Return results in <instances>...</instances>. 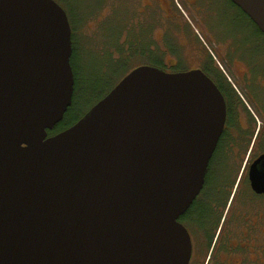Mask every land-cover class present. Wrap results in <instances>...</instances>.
Here are the masks:
<instances>
[{
    "label": "water",
    "instance_id": "water-1",
    "mask_svg": "<svg viewBox=\"0 0 264 264\" xmlns=\"http://www.w3.org/2000/svg\"><path fill=\"white\" fill-rule=\"evenodd\" d=\"M264 33V0H230ZM71 27L54 0H0V264H187L179 221L224 120L200 70L139 65L70 127ZM250 186L264 193V152Z\"/></svg>",
    "mask_w": 264,
    "mask_h": 264
},
{
    "label": "flooded vegetation",
    "instance_id": "flooded-vegetation-1",
    "mask_svg": "<svg viewBox=\"0 0 264 264\" xmlns=\"http://www.w3.org/2000/svg\"><path fill=\"white\" fill-rule=\"evenodd\" d=\"M135 1L137 0L132 1L133 5ZM146 8L143 14L138 12L139 15L144 16L146 26L143 28L134 25L132 32L137 53L140 51L138 46L141 45L140 40H150L153 29L156 26H162L163 53L173 55L176 50L180 52L181 48L174 40L177 36H181L189 42L187 44L197 56V63L190 65L174 61L171 64H161L156 67L168 73L200 70L215 84L223 97L225 120L211 158L213 163L219 153L224 155L226 152L223 151V147L229 136L250 139L258 118L261 120L259 114L263 113L262 104L264 107V103L259 93L264 92V33L247 16L258 33L252 34L245 43H228V46L225 44L222 50L218 49L219 53H217L215 50L206 49L201 38L194 30H191L172 0H150ZM240 11L245 14L241 9ZM134 24L138 22L134 21ZM181 47L185 48L182 45ZM147 50L148 56L155 55L153 46ZM260 130L257 126L252 148ZM233 145L234 143H231L229 147L233 148ZM263 152L264 148L246 161L243 166L246 170L244 177L240 176L237 181L233 179L226 184H218V186L221 185L219 188L223 193L219 194L217 202L213 203L215 209L211 214L207 215V218H202L205 211H192L191 207L204 196L202 191L208 180L205 176L199 195L179 217V221L185 226L190 236L191 249L187 264H264V193H256L252 190L248 176L251 164ZM230 154L231 152H227L225 156L229 157ZM240 181L244 183L243 194H238ZM196 213L200 214L196 215Z\"/></svg>",
    "mask_w": 264,
    "mask_h": 264
},
{
    "label": "rangeland",
    "instance_id": "rangeland-1",
    "mask_svg": "<svg viewBox=\"0 0 264 264\" xmlns=\"http://www.w3.org/2000/svg\"><path fill=\"white\" fill-rule=\"evenodd\" d=\"M54 1L66 12L74 35L72 64L75 85L72 103L62 120L51 130L52 132L73 125L131 69L139 65L153 64V58L148 57L149 47L155 48V56L161 64H171L174 61L190 65L197 63V56L187 44L189 42L181 36H177L174 40L181 48L180 52L175 49L173 55L163 53L162 26L153 29L150 40H140L141 45H138L140 51L137 53L132 32L134 25L143 28L146 26L144 16L139 15L138 12L143 14L150 0H137L134 5L133 0ZM172 1L208 50L219 53L218 49L222 50L223 45L245 43L252 34L258 33L253 22L230 0ZM134 21L138 24H134ZM181 45L185 48L183 49ZM219 57L223 62L224 59L220 55ZM261 94L259 93L264 103V96ZM262 109L263 113L259 114L261 120L258 118L250 139L229 136L228 141L224 142L223 151L226 152L224 155L219 153L216 156L217 159L211 164L208 173V182L211 186L226 184L233 179L237 181L240 176L244 177L246 170L243 166L246 161L264 148L263 104ZM257 126L261 130L252 148ZM231 143H234L233 148L229 147ZM227 152H231L229 157L225 156ZM225 186L228 188L227 185ZM243 187L244 183L240 181L238 194L244 193Z\"/></svg>",
    "mask_w": 264,
    "mask_h": 264
},
{
    "label": "trees",
    "instance_id": "trees-1",
    "mask_svg": "<svg viewBox=\"0 0 264 264\" xmlns=\"http://www.w3.org/2000/svg\"><path fill=\"white\" fill-rule=\"evenodd\" d=\"M71 39H72V49H73V41H74V35L73 34H71ZM72 56H73V51H72V55H71V59H70L71 66H72V69H73ZM150 58H153V64H151V65H153V66L161 65V62L158 60L157 56L154 55V56H151ZM73 73H74V71H73ZM74 85H75V75H74ZM57 132H59V131H57ZM57 132L56 131L52 132L51 130H48V136L49 135H53V134H55ZM212 160L213 159H211V162H210V164L208 166V170H207V173H206V179H208V173H209V170H210V167H211V164H212ZM219 186H221V185H219ZM219 186H218V184H215L214 186H211L210 183L208 182V180H206V186H205V188L202 191V194L204 195V196H202L203 199L199 198L198 201H196L195 204L191 207V210L192 211L193 210L194 211L204 210L205 214H202L204 216L202 218H207V215H210L211 212L213 211V209H215L213 203L215 204L217 202L216 199L219 198L218 195L223 193V191L219 188ZM202 200H204V202ZM199 214L200 213H196V215H199ZM200 223L203 224L204 222H200Z\"/></svg>",
    "mask_w": 264,
    "mask_h": 264
}]
</instances>
